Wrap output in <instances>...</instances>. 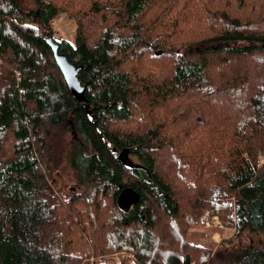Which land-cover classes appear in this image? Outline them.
<instances>
[{
    "label": "trees",
    "instance_id": "trees-1",
    "mask_svg": "<svg viewBox=\"0 0 264 264\" xmlns=\"http://www.w3.org/2000/svg\"><path fill=\"white\" fill-rule=\"evenodd\" d=\"M197 1L0 0V264H209L208 247L183 234L225 220V198L235 235H264V0H234L236 12L221 0L234 13ZM62 12L72 42L53 35ZM46 38L79 67L83 102ZM149 66L159 69L142 74ZM65 119L85 146L56 133ZM121 149L142 169L116 160ZM64 165L85 187L59 205L46 175ZM123 187L139 194L127 211L115 203ZM76 206L91 216L78 217L79 243L67 223ZM239 250L242 264H264V246ZM120 252L129 258L113 262Z\"/></svg>",
    "mask_w": 264,
    "mask_h": 264
},
{
    "label": "rangeland",
    "instance_id": "rangeland-1",
    "mask_svg": "<svg viewBox=\"0 0 264 264\" xmlns=\"http://www.w3.org/2000/svg\"><path fill=\"white\" fill-rule=\"evenodd\" d=\"M246 2L248 5H251L255 2V0H246ZM213 3V8L217 11L224 9L230 11L231 13H234L233 11L236 12V5L234 0H232L233 11L231 7H224L221 0L212 1L209 5H207V3L204 1L201 2V0H198L194 3V7L196 10H207L212 13L210 5H212ZM238 13L241 14L243 16V19L245 20H254L256 15L255 12L249 8H246L245 10ZM262 17L264 20V14ZM201 24L206 25V19L201 22ZM51 27L53 29V35L56 39H65L69 42L73 41L75 25L73 19L70 18L66 12H62L60 15L55 17L51 22ZM209 27L210 25L207 24V28ZM255 28L256 30H264V24L260 27ZM163 29L164 30L161 36L166 33L167 24L164 25ZM147 34L150 36L152 34V29H150L149 32H146L145 30L139 35L141 39L144 40L146 39ZM155 63H158V61H156ZM158 69L159 67L157 66H149L148 69H144L142 74L150 73L152 71L156 72ZM73 125L74 124L65 119L63 128L58 129V132H55L59 134L64 129L63 135L60 136V138L63 139L64 143L72 144L73 142H78V144L83 146L84 144L81 142V140L79 141L77 131L75 129V126ZM50 131L53 132L54 130L51 129ZM181 151L183 150L181 149ZM6 156V152H1L0 160L5 159ZM125 160L130 161L131 163L139 164L136 157L131 154L130 150L129 152H126ZM139 168L142 169V166L140 165ZM192 172V170H186L184 172V175L186 174L189 177H192L194 176ZM69 174L70 168L64 165L61 170L53 169L49 175H46L47 184L50 189L52 191H56V195L58 196V198L60 197V195H62L58 200L59 205L66 203L68 201V197L70 199L78 198L82 189L85 187H82V185L78 183L73 176H69ZM54 181H56L58 185L55 184ZM194 197L196 198V196ZM194 204L196 205V203ZM217 207L219 209H227L228 217L225 220H221L217 214H212L211 216H209V218L202 221L201 225L188 228L186 230V233L183 234V239L192 244L208 247L207 249L210 251L209 258H212L213 260V262H210L209 264H242V259H240L241 252L239 249L244 248L248 245L257 248L258 245L264 246V235L261 233H246L245 231H243L240 236L234 234L235 218L233 198L221 199ZM75 209L78 213V216L76 214L66 215L69 219L67 223H69L71 231L69 236L73 237L72 240H75L77 243H79L83 242L82 240L85 239L84 233L86 231V228L82 227V225L79 224L78 217L81 220L88 221L91 216L87 213L89 209L84 206H76ZM89 232L91 233L92 230H89ZM77 252L79 253V251ZM120 258H129V255L124 252L116 253V255L112 254L113 262H118ZM194 264L196 263L194 262Z\"/></svg>",
    "mask_w": 264,
    "mask_h": 264
},
{
    "label": "water",
    "instance_id": "water-1",
    "mask_svg": "<svg viewBox=\"0 0 264 264\" xmlns=\"http://www.w3.org/2000/svg\"><path fill=\"white\" fill-rule=\"evenodd\" d=\"M46 43L50 47L53 55L55 64L57 65L62 78L67 86L69 93L79 102H83V87L80 86L79 82L76 79V73L79 69L78 66H75L68 61L65 57L57 52V45L50 38H46ZM129 152L128 149H121L117 154L115 159L122 163L124 166L129 168H139L140 165L137 163H131L130 161L125 160V154ZM139 199V194L131 189L130 187H123L116 196L115 203L116 206L123 210L127 211L131 205L136 203Z\"/></svg>",
    "mask_w": 264,
    "mask_h": 264
}]
</instances>
